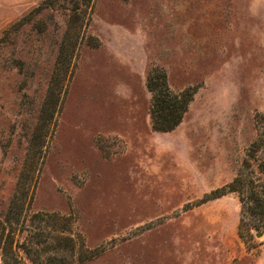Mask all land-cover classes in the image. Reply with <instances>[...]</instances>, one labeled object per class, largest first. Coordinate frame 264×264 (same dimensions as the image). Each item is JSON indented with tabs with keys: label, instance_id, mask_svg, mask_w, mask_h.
I'll list each match as a JSON object with an SVG mask.
<instances>
[{
	"label": "rangeland",
	"instance_id": "374dc122",
	"mask_svg": "<svg viewBox=\"0 0 264 264\" xmlns=\"http://www.w3.org/2000/svg\"><path fill=\"white\" fill-rule=\"evenodd\" d=\"M77 3L0 0V219L33 186L29 213L75 241L67 264H264L238 194H214L264 114V0ZM156 72L194 93L166 133Z\"/></svg>",
	"mask_w": 264,
	"mask_h": 264
},
{
	"label": "trees",
	"instance_id": "16d2710c",
	"mask_svg": "<svg viewBox=\"0 0 264 264\" xmlns=\"http://www.w3.org/2000/svg\"><path fill=\"white\" fill-rule=\"evenodd\" d=\"M77 1V10L85 3L93 4L94 2V0ZM76 46L72 45L73 50ZM64 53L65 49L62 47L56 64L60 69L67 66V72L75 53L69 55L68 47L66 54ZM147 88L153 95L151 119L154 130L163 133L173 131L188 111L193 99V91L187 89L179 94L173 93L168 85L167 76L159 72L149 78ZM255 127L256 138L247 149L246 158L239 173L229 185L217 190L214 194L215 198L227 193L238 194L241 204V230H246L249 234L257 230L264 234V114L256 115ZM31 188L33 186L30 187L26 200L19 203L13 202L3 219H0L2 262L3 264H25V256L32 264H67L64 253L69 252V248L74 249L75 241L64 233L57 238L59 232L65 229L59 230V227H55L56 229L53 230L55 225L49 224L48 219L59 217L29 213L32 202ZM62 219L70 221L69 217H62ZM5 238L8 239L7 244L3 243ZM48 240L65 242V244L61 247V244L54 245L50 242L49 246L44 247Z\"/></svg>",
	"mask_w": 264,
	"mask_h": 264
},
{
	"label": "water",
	"instance_id": "95a60500",
	"mask_svg": "<svg viewBox=\"0 0 264 264\" xmlns=\"http://www.w3.org/2000/svg\"><path fill=\"white\" fill-rule=\"evenodd\" d=\"M253 234L255 235L256 238L260 239L264 236L263 232L261 231H257V230H253Z\"/></svg>",
	"mask_w": 264,
	"mask_h": 264
}]
</instances>
